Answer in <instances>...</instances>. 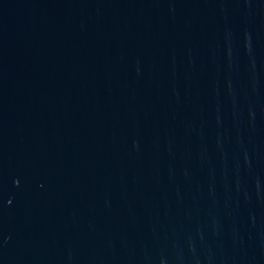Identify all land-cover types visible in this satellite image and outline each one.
<instances>
[{
	"label": "water",
	"instance_id": "95a60500",
	"mask_svg": "<svg viewBox=\"0 0 264 264\" xmlns=\"http://www.w3.org/2000/svg\"><path fill=\"white\" fill-rule=\"evenodd\" d=\"M0 264H264V0H0Z\"/></svg>",
	"mask_w": 264,
	"mask_h": 264
}]
</instances>
